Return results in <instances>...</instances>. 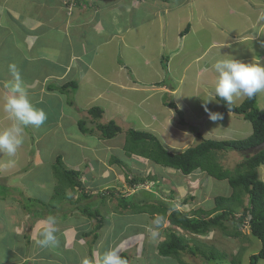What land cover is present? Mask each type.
<instances>
[{
  "label": "rangeland",
  "instance_id": "374dc122",
  "mask_svg": "<svg viewBox=\"0 0 264 264\" xmlns=\"http://www.w3.org/2000/svg\"><path fill=\"white\" fill-rule=\"evenodd\" d=\"M65 1L68 7L74 8V0ZM139 1L141 4L138 0H131L132 6L136 5L134 10H129L126 6L120 17L107 13L102 22L105 31L96 30L97 17L94 13L90 17L91 26L86 31L90 32L87 43L94 46L100 54L98 61H91L96 57V52L90 51L87 60L91 63H81L85 69V77L78 90L70 88L67 94L52 95L44 99L45 102L36 104L39 108L49 109L55 98L58 103H63V110L67 114L63 124L59 122L52 131L48 130L49 126L29 125L25 128L27 144L21 145L15 156L9 157L0 152V164L6 161L9 167L8 171L2 169L0 173V261L3 257L17 264L16 253L27 250L30 254L29 262L32 259H45L43 264H84L88 260L89 264H100L106 251L118 249L120 255H128L131 264H214L186 253H182L179 258L158 257L157 245L165 240L169 229L181 234L190 245L200 246L205 250L215 247V253L219 250L226 256L225 260L216 261L215 264H233L232 261L250 264V257L260 251L261 241L251 235L248 225L243 227V235L239 238L226 236L221 229L211 230L206 235H195L171 226L166 220H154L147 214L137 215L124 209L120 198L133 195L139 189L152 191L159 184L158 194L163 200L170 201L169 194L173 192V202L178 209L191 214L198 209L212 210L216 196L229 197L232 194L226 181L207 178L200 171L186 177L181 172L162 168L140 157L128 158L124 152V143L131 128L152 131L175 153L199 144L198 133H202L206 139L218 141H236L250 137L253 129L249 121L241 115L222 112L221 103L215 95L217 73L212 65L218 59H231L234 56L243 62H259L264 66V0H167L172 9L168 13L163 7L161 14L155 10L167 6L163 0ZM83 8L88 7L84 5ZM117 10L114 11L118 13ZM70 12L71 8H68L69 16L72 14ZM188 25L191 26V31L183 38L181 33ZM122 28L127 38L124 45L119 44L122 39L119 30ZM112 33L114 38L105 45V39L110 38ZM112 51L116 53L117 60L128 65L125 72L131 76L128 79L131 84H126L125 72L113 68L116 63L110 60ZM163 57L169 60V75L163 68ZM15 59L18 60L16 70L20 66V71L22 69L25 75L30 74V78L35 76L27 62H20L16 55ZM15 59L0 56V75L10 76L11 63ZM107 60L109 65L106 64ZM87 65L94 66L86 67ZM96 68L98 71L93 70ZM94 71L108 79L94 77ZM89 75L95 78L92 83L86 80ZM111 77L120 83L113 86ZM164 80L167 88L154 85ZM122 85L125 88H121ZM50 86L56 88L58 85L50 81L48 87ZM3 94L4 89L1 88L0 130L10 127L12 123L9 118L4 122L8 115L3 111ZM164 97L167 102L174 100L183 116L165 106ZM245 98L236 97L233 104L239 106ZM117 100L121 103L116 102ZM257 100L258 107L264 110V91L257 93ZM94 106L105 110L101 121H116L123 130L122 134L112 140L102 139L99 132L93 135L83 134L77 121L86 119L87 111ZM206 108L211 112L222 113L223 120L211 121ZM51 111L56 112L54 108ZM88 124L94 126L90 122ZM35 150L40 152L43 164L38 165L33 161ZM58 156L62 157L68 169L81 171L84 192L93 196L89 202L79 204L81 212L91 203L88 205L89 211L97 210L104 219V227L99 231V239L94 247L91 245L92 237L85 239L82 235L91 234L95 230L98 224L96 219L80 213L74 216L59 214L63 211L59 208L68 201L59 202L55 198L58 189L66 191L73 200H77L80 194L67 188L58 179L54 168ZM116 157L122 161L121 165L111 164L110 160ZM216 157L225 169L235 171L243 162L244 154L236 151L220 152ZM14 159L28 163L16 166ZM18 166L19 170L29 167L21 178L10 174ZM134 176L147 179L136 190L127 184ZM153 176L157 177L156 183L150 179ZM259 176L264 182V166L260 167ZM49 187L55 190L50 195L41 189ZM18 189L24 193L18 192ZM21 192L33 199L41 195L50 197L43 202L47 206H55L56 210L53 209L55 207L45 208L43 204L34 206L37 209L32 210L41 212L46 218H56L57 246L42 247L37 243L42 239L46 220L33 219L34 213L24 208ZM192 196L194 200L184 203ZM247 200L244 197V205ZM66 206L73 207L69 204ZM234 208L237 216L243 211L242 205ZM155 221H159V224ZM225 225L232 229V222ZM153 231L157 233L155 237L152 236ZM19 239L22 245L19 244ZM78 242L86 245H78ZM3 246L16 253L9 250L12 254H6V247ZM258 264H264V260H260Z\"/></svg>",
  "mask_w": 264,
  "mask_h": 264
},
{
  "label": "trees",
  "instance_id": "16d2710c",
  "mask_svg": "<svg viewBox=\"0 0 264 264\" xmlns=\"http://www.w3.org/2000/svg\"><path fill=\"white\" fill-rule=\"evenodd\" d=\"M84 1V5L88 8L84 9V5H81V9L84 10V15H89L91 9H93L91 7L92 3L90 0ZM162 2L167 3V0H163ZM190 30L191 26L188 25L186 30L181 33V36H185ZM168 62V59L165 57L162 58L163 68L169 75ZM157 86L168 87L165 80ZM70 88L75 89V91L78 90L77 82L70 81L59 88V91L62 94H67ZM165 97L163 98L164 105L176 110L180 116H183L176 102L174 100L169 102L164 101ZM216 98L221 103L222 112L241 115L246 121L251 123L253 131L250 137L236 141H218L206 139L202 133H198L199 144L189 147L183 152L175 153L170 151L152 131H139L131 128L127 132L124 152L128 158L140 157L162 168L181 172L186 177L200 171L207 178L226 181L233 191L232 194L229 197L216 196L212 210L198 209L191 214L178 209V206L173 202V192L169 194L170 201L163 200L158 194L159 184L155 185L152 191L139 189L133 195L123 196L120 198V203L124 209L131 210L137 215L147 214L152 219L154 218V220H166L171 226L195 235H206L211 230L221 229L226 236L239 238L243 235V227L248 225L251 235L261 241L262 244L260 251L250 257V264H258L260 260H264V182L259 176V169L261 166H264V149L253 152H249V150L264 142V110L258 107L257 94L251 99L246 97L239 106L234 104L226 105L217 96ZM70 104L74 105V103ZM104 114L105 110L100 106L90 108L87 111L86 119H79L77 121L79 130L83 134L91 135L99 132L100 137L105 140L115 139L118 135L122 134L123 130L114 120L103 123L101 120ZM89 122L94 124V126H89ZM230 151L244 154L243 162L239 164L235 171L225 169L216 157L220 152ZM110 162L112 165L122 164V161L117 157L112 158ZM55 164L54 168L58 179L64 182L67 188L76 190L80 194L77 200H73L66 191L58 189L55 192V198L59 201L67 200V204L73 205L71 208L67 207V204L60 207L59 210L62 208L63 211L59 214L68 213L70 216H74L80 213L81 215L96 219L98 224L95 230L91 234L82 235L85 239L92 237L91 245L94 247V245H97L99 239V231L104 227V219L97 210L89 211L88 205L91 203H88L84 211L81 212V206L79 204L89 202L93 197L91 194L84 192V185L80 179L82 175L81 171L68 169L60 156L57 157ZM150 179L155 183L157 181V177L155 176ZM146 181V178L134 176L127 184L130 188L136 190L138 186L143 185ZM20 195L24 201V208L28 209V212L34 213V219H47L49 217L46 218L41 215V212L32 210L36 208L34 206L43 204L45 208L55 207L47 206L38 199L27 197L22 192ZM244 197L248 199L246 205H244ZM194 199L192 196L185 200L184 203ZM238 205L243 206V211L239 216L234 212V207ZM53 209L56 210L57 208L55 207ZM228 222H232L231 230L225 225ZM215 250V247H209L205 250L201 249L200 246L190 245L181 234L170 231V229L167 231L165 240L161 241L156 248L158 257L179 258L182 253H186L208 263L215 264L216 261L225 260L226 256L219 250L215 253ZM121 256L127 259L128 264H131V260L127 254H121ZM232 263L238 264L237 261H232Z\"/></svg>",
  "mask_w": 264,
  "mask_h": 264
},
{
  "label": "crops",
  "instance_id": "0c3cea01",
  "mask_svg": "<svg viewBox=\"0 0 264 264\" xmlns=\"http://www.w3.org/2000/svg\"><path fill=\"white\" fill-rule=\"evenodd\" d=\"M126 1L127 0H98V1L90 0V2L92 3L91 7L93 9H91L89 15H84L83 14L84 10L81 9V5H84L85 2L84 0L83 1L74 0L73 1L74 8L68 7L65 0H0V56L5 55V57L7 56L9 57V60H12L15 59V55H16L20 58L19 59L20 62H27L26 64L28 65V67H30L29 69H33L32 71L35 72L34 73L35 76L32 78H30V74L25 75L22 72V69L20 71V66L17 69V71L19 72V75L23 82V86L25 87V89L29 94V98L31 102L36 107H38L36 104L45 102L46 100L44 99H46L49 96L64 95L59 91V88H61L63 85H65L70 81H76L78 87L80 86L82 79L85 77L83 75L85 73V69L83 68L81 63L83 62L91 63L87 60V57L89 56L90 51L93 50L96 52L95 54L96 57L91 59V61H98L100 57V54L97 52L96 48L87 43L90 32L86 31V28L88 26H91L90 17L94 13H96L97 21L95 22L96 23L95 25L97 27L95 28L96 30L105 31L106 28L102 24V22L104 21V16L107 13L109 14L113 13L114 16L120 17L123 15V11L126 6L129 7V10H134V7L136 5L132 6V4L130 3L131 0L130 1L128 0L127 2ZM138 2L139 4H141L140 3L141 1L138 0ZM120 4H122V7L118 8V5ZM163 7L164 9L166 8V11H168V13L172 9V7L168 5L162 6L159 9H156L155 7L156 13L161 14L160 11L163 9ZM68 8H71V12H70L72 13L71 16L68 15ZM116 9H118L117 10L118 13L114 11ZM132 12L135 11H131V13ZM119 34H122V39H120L119 37V39L121 40L119 44L124 45V43L127 42L126 41L127 38H125L126 36L125 34H123V28L119 30ZM114 36H115L114 33H112V36L110 38H106L105 45H108V43L112 41ZM183 38L186 37L183 36ZM124 52L125 51L123 50V53ZM120 53H122V51H120ZM111 59H112L111 62L116 63L115 65H113V68L115 70L119 69V71L123 73L127 70L126 66L128 65L117 60L116 53H114L113 51L110 60ZM17 61L18 60L15 59V61L11 63V65L12 66L14 65L15 68L18 67ZM109 63H110L109 60H107L106 64L109 65ZM91 66L94 65H87L86 67H91ZM93 70L98 71L97 68ZM95 73L96 74L94 77L98 78V76H100L102 80L104 79V76L99 75L98 72ZM124 74L127 80L126 84L128 85L129 83L131 84L132 83L131 80H129L130 82L128 83V79L130 75L126 72ZM10 76L0 75V89L1 88L4 89V94L1 95L3 101L4 98L8 95V89L5 87V84L10 81H13L14 79L12 71L10 73ZM81 76L83 77L81 78ZM94 77L89 75L86 78V80L88 79V82L92 83V81L95 80ZM107 79L108 78H105L104 80ZM111 79L113 81L110 80L109 81L113 83V86H116L117 84L120 83L119 81L114 80L112 77ZM135 79L137 80L136 74H135ZM50 81L55 82L58 86L56 88L55 87L52 88L51 86L48 87V82ZM160 82L154 83V85L157 86ZM123 84L125 83L123 82ZM135 84L137 85V82ZM123 87L124 86L122 85L121 88ZM116 102L121 103L119 100H117ZM62 104L63 103H58V101H56L55 98L50 103L49 109L42 108L44 109V111L47 113L48 116L47 120L42 125L43 127L49 126L48 130L52 131L53 128L59 122L63 124L67 114L63 110L64 105ZM53 108L56 112L51 111ZM7 119L8 116L5 118L4 122H7ZM1 120L2 119H0V121ZM1 125L2 123H0V126ZM24 137L26 139H24L22 143L23 146H25V143L27 144L28 135L24 134ZM79 146L82 147V144H79ZM26 147L28 149V146ZM33 153H36L35 160L33 161L37 162L38 165L41 163L43 164L42 158L40 156V152L38 150L37 151L35 150ZM13 161L16 164V166L18 164L25 165V163L27 162L16 159H14ZM7 165L8 163H6V161L0 164V173L2 169L8 171L9 167H7ZM28 168L19 170V166H18L17 170L15 169L10 174L15 176L16 178L18 177L21 178L24 173L28 172ZM6 171H4L5 175H8ZM0 177H2L1 174ZM5 179L7 180V178ZM21 186L23 187V184H21ZM15 189L17 188L15 187ZM41 189L46 190V194L49 195L50 193H53V191L55 192V190H52V188L50 187L41 188ZM19 191L22 190L18 189V192ZM27 197L30 196L28 195ZM47 198L49 199L50 197H45L44 195H41L34 199H38L43 202L47 200ZM23 216L25 217V215ZM38 220H42V219H38ZM19 240H20L19 244L22 245L21 239ZM78 245L84 246L86 244H82V242H78ZM3 247H6V252H7L6 254H10V253L12 254V252L16 253V251L14 252V250H11V248L7 246H3ZM9 250H11L12 252H10ZM4 254L2 253V256H4ZM16 254L18 255L15 262L17 264H30V263L43 264L45 262V259L42 260L32 259L33 261L29 262L30 258H28V255L30 254L27 252V250L24 251L22 250L20 251V254L18 253ZM0 264H13V263L10 262L8 259L5 258L3 259L2 257Z\"/></svg>",
  "mask_w": 264,
  "mask_h": 264
},
{
  "label": "clouds",
  "instance_id": "9594fccd",
  "mask_svg": "<svg viewBox=\"0 0 264 264\" xmlns=\"http://www.w3.org/2000/svg\"><path fill=\"white\" fill-rule=\"evenodd\" d=\"M212 67L217 73L215 95L226 105H232L236 97L251 99L258 92L264 91V66L259 62L246 63L232 56L231 59H218ZM11 71L14 79L5 84L8 95L4 98L3 111L7 113L12 123L10 127L0 130V152L6 153L9 157L15 156L22 145L26 127L29 125L40 127L48 118L42 108L31 102L14 65L11 66ZM205 110L208 111L207 108ZM208 114L213 122L224 118L219 112L208 111ZM56 223L54 216L46 219L42 239L37 241L40 246L58 245L59 241L55 235ZM155 223L159 224V221ZM156 235L157 233L153 231L152 236ZM84 264H89L88 260H85ZM100 264H128V261L120 255L118 249H109L103 254Z\"/></svg>",
  "mask_w": 264,
  "mask_h": 264
},
{
  "label": "water",
  "instance_id": "95a60500",
  "mask_svg": "<svg viewBox=\"0 0 264 264\" xmlns=\"http://www.w3.org/2000/svg\"><path fill=\"white\" fill-rule=\"evenodd\" d=\"M262 149H264V142H262L261 144H259V145L256 146V147L251 148V149L249 150V152L260 151V150H262Z\"/></svg>",
  "mask_w": 264,
  "mask_h": 264
}]
</instances>
